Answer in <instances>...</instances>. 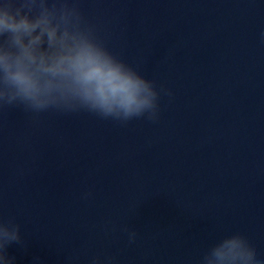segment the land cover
<instances>
[{"label": "water", "instance_id": "obj_1", "mask_svg": "<svg viewBox=\"0 0 264 264\" xmlns=\"http://www.w3.org/2000/svg\"><path fill=\"white\" fill-rule=\"evenodd\" d=\"M162 95L160 119L0 111V215L15 264H195L246 234L264 259V0H82ZM87 194V195H86ZM138 231L129 244L124 225Z\"/></svg>", "mask_w": 264, "mask_h": 264}, {"label": "clouds", "instance_id": "obj_2", "mask_svg": "<svg viewBox=\"0 0 264 264\" xmlns=\"http://www.w3.org/2000/svg\"><path fill=\"white\" fill-rule=\"evenodd\" d=\"M162 95L171 91L112 49L82 0H0V111L19 108L33 117L88 113L122 126L138 119L155 123ZM122 230L135 243L138 231L127 224ZM13 244L26 247L21 224L0 215V264H15L8 252ZM79 258L70 255L65 264ZM87 264L118 262L97 253ZM195 264H264V259L246 234L234 232L206 248Z\"/></svg>", "mask_w": 264, "mask_h": 264}]
</instances>
